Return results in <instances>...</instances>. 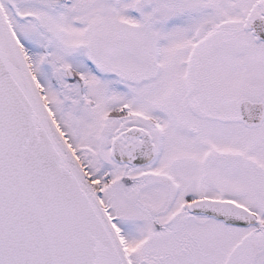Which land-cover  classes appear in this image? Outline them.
I'll use <instances>...</instances> for the list:
<instances>
[{"label": "snow or ice", "instance_id": "1", "mask_svg": "<svg viewBox=\"0 0 264 264\" xmlns=\"http://www.w3.org/2000/svg\"><path fill=\"white\" fill-rule=\"evenodd\" d=\"M0 264H264V0H0Z\"/></svg>", "mask_w": 264, "mask_h": 264}]
</instances>
